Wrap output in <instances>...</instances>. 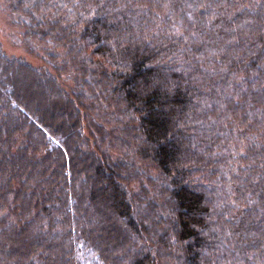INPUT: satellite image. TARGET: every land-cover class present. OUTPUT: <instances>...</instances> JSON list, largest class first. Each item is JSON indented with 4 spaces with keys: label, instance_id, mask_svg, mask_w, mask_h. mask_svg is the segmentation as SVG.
Masks as SVG:
<instances>
[{
    "label": "trees",
    "instance_id": "1",
    "mask_svg": "<svg viewBox=\"0 0 264 264\" xmlns=\"http://www.w3.org/2000/svg\"><path fill=\"white\" fill-rule=\"evenodd\" d=\"M0 2V264H264V0Z\"/></svg>",
    "mask_w": 264,
    "mask_h": 264
},
{
    "label": "rangeland",
    "instance_id": "2",
    "mask_svg": "<svg viewBox=\"0 0 264 264\" xmlns=\"http://www.w3.org/2000/svg\"><path fill=\"white\" fill-rule=\"evenodd\" d=\"M0 6V43L2 48L8 54L26 57L34 64H40L41 62L37 59L36 55L26 48L21 36L23 31L22 26L13 24L11 22L12 18L9 13L4 10L2 3Z\"/></svg>",
    "mask_w": 264,
    "mask_h": 264
}]
</instances>
